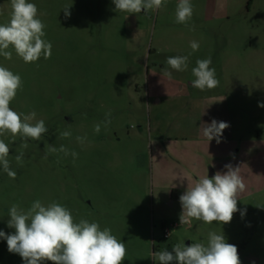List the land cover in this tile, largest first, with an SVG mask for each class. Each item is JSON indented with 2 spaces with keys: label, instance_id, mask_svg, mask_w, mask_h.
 Wrapping results in <instances>:
<instances>
[{
  "label": "rangeland",
  "instance_id": "rangeland-1",
  "mask_svg": "<svg viewBox=\"0 0 264 264\" xmlns=\"http://www.w3.org/2000/svg\"><path fill=\"white\" fill-rule=\"evenodd\" d=\"M29 2L46 13L39 18L51 58L26 64L13 51L11 60L0 56V65L23 81L10 107L35 111L48 132L28 140L22 166L15 161L21 138L0 137L17 172L12 180L0 168V231H15L7 226L12 204L27 209L40 199L66 206L76 222L84 218L110 228L125 243L123 264H157L151 252H171L181 240L186 246L206 242L209 231L237 246L241 264H264V107L258 106L264 103V0H191L188 26L175 23L178 0L138 14L117 12L113 0ZM10 12V0H0V23ZM190 41L199 43L197 51ZM151 48L158 53L145 57ZM189 53L186 71L166 63ZM209 57L219 85L201 91L191 86V70ZM146 65H162L172 79L163 69L152 75ZM109 112L111 124L95 133ZM213 119L229 124L220 143L203 135ZM64 130L72 136L61 138ZM77 136L87 139L81 144ZM45 144L64 145L78 158L61 153L59 162L56 154L44 159ZM226 164L240 167L244 178L240 211L227 224L193 219L181 225L180 195L200 177L227 171ZM0 264H24L2 238Z\"/></svg>",
  "mask_w": 264,
  "mask_h": 264
},
{
  "label": "clouds",
  "instance_id": "clouds-1",
  "mask_svg": "<svg viewBox=\"0 0 264 264\" xmlns=\"http://www.w3.org/2000/svg\"><path fill=\"white\" fill-rule=\"evenodd\" d=\"M117 12L138 14L155 12L166 7L167 0H113ZM70 6L63 8L65 17L70 16ZM10 18L7 23H0V56L11 60L13 51L24 63H35L41 57L45 60L52 55V44L45 39V23L39 18L36 4L29 0H10ZM193 15L191 0H178L175 9V23L188 26ZM194 31L195 27H189ZM193 52L199 49L197 41H190ZM11 49V50H10ZM171 56L167 58V65L177 72L186 71L189 56ZM211 58L198 59L192 68L191 86L204 91L219 85L215 69L211 68ZM163 76L172 79V73L163 69ZM23 81L19 74L0 65V137L11 136L13 142L16 137L21 138L18 154L15 156L17 165L24 163V150L28 148V140L39 141L48 132L43 119H36V112L27 114L17 112L10 107L16 98L17 92L22 90ZM258 106L264 107V103ZM111 124V113L105 114V120L94 125V132L99 133L101 126L105 129ZM229 127L226 122H217L204 125L203 135L210 142L216 139L221 142L223 131ZM61 138H70L71 131L59 133ZM87 137L77 136L76 141L83 144ZM46 153L71 155L73 162L78 153L70 151L64 145L59 148L45 144ZM9 144L0 138V168L7 176L15 180L17 172L12 169L8 159ZM227 171L216 172L209 178L208 174L200 177L194 184L179 197L182 212L180 224L191 220L202 221L205 224L217 222L230 223L233 214L240 211L237 200L240 193L245 191L246 185L241 175L240 167L231 164L224 166ZM246 211V210H244ZM9 219L7 226L14 229L13 234L0 231V238L6 240L8 251L19 254L24 264H123L127 255L125 243L112 234L110 228L101 230L96 221L90 222L81 218L76 222L72 212L58 202L44 204L40 199L34 200L25 209L19 204H12L7 211ZM244 215V212H241ZM154 243V242H151ZM151 259L157 264H241L236 245L226 242L222 234L209 231L205 241L192 242L186 246L181 240L173 245L172 251L166 249L151 252Z\"/></svg>",
  "mask_w": 264,
  "mask_h": 264
},
{
  "label": "crops",
  "instance_id": "crops-1",
  "mask_svg": "<svg viewBox=\"0 0 264 264\" xmlns=\"http://www.w3.org/2000/svg\"><path fill=\"white\" fill-rule=\"evenodd\" d=\"M125 28H126V27H125ZM127 28H130V27H127ZM134 28H135V29H134ZM137 28H138V27H134V25H133V27L131 26V29H132V30H137ZM130 41H131V38H130ZM157 50H158V49H156V48L148 49V50H147V53L145 54V57H146L147 55L149 56V55H151V54H153V53H154V54L158 53ZM146 69H147V72H151L152 75H153V74L155 75L156 71H154V70H160V69L162 70V69H164V67H163L162 65H160L159 69H156L155 67H151V68H150L148 65H146ZM177 90L180 91L181 88H180V89L177 88ZM201 103H202V102H201ZM201 109H202V108H201ZM201 113H202V110L199 112V115H202ZM200 122H202V117H201V119H200ZM197 132H198V135H199V129H198Z\"/></svg>",
  "mask_w": 264,
  "mask_h": 264
},
{
  "label": "built area",
  "instance_id": "built-area-1",
  "mask_svg": "<svg viewBox=\"0 0 264 264\" xmlns=\"http://www.w3.org/2000/svg\"><path fill=\"white\" fill-rule=\"evenodd\" d=\"M163 235H164V237H167L168 236V234H169V230L166 228V227H163Z\"/></svg>",
  "mask_w": 264,
  "mask_h": 264
}]
</instances>
